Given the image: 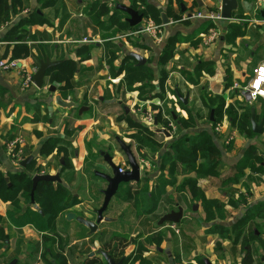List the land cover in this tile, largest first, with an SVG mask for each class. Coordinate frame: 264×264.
<instances>
[{
  "label": "crops",
  "instance_id": "obj_1",
  "mask_svg": "<svg viewBox=\"0 0 264 264\" xmlns=\"http://www.w3.org/2000/svg\"><path fill=\"white\" fill-rule=\"evenodd\" d=\"M95 1H93V5ZM177 1L178 0H145L146 4L157 9L161 17L165 15L168 19V24L166 25L163 23V18L161 24H157L152 18H144L142 22V24H145L147 21H153L156 25H164L165 40L163 43H157L149 34H138L137 31H139L142 24L136 27V37H134L136 38V43H134V45H132L131 42L129 43L126 38L117 39L118 37H114V39L110 41L105 40L104 37H101L98 33L96 29L97 26H94L92 17L89 14L93 6L91 5V8L87 10L88 4L91 3L89 0H22V6H16L15 13L13 12L10 14V20H2L0 22V60H18L22 66L30 69L32 72L33 69L39 67L40 62L45 61L46 58H50L52 61H62L63 63L68 60L74 61L77 68L71 82L73 89L68 92L70 93L68 98L63 99L65 101H74L80 107L88 108V111L83 112V114H79L78 110H65L59 108L55 102L53 103L52 101L56 96H61L59 92L56 91L52 94L49 92V88V93L45 90L46 80L47 85L49 87L51 86L48 83V76L45 77V86L42 89L30 87L29 89L24 90L21 86L22 75L20 71L5 72L0 70V89L6 90L3 100L0 97V101L3 103V105H0V171L4 174L5 179L6 177L8 178L9 174L17 173H25L29 177H32L33 168H40L42 171L41 173L50 175L60 173L63 183H53L54 185H62L69 191H72L71 188L79 184L78 192L73 194V196L78 199L77 204L69 210L75 209L79 206L83 207L87 200H92L91 183L88 175L83 172L87 157L90 155L86 136L92 129L93 125L97 126L101 115L103 116V108H109L116 112L118 107L121 106L124 112L123 118L125 122L126 120H131L148 126L150 129L152 128V126L147 124L146 114L148 112H154L156 115L155 118L157 119L158 112H156L152 106L160 105L161 100L158 97H154L152 100L148 101H140L138 98L139 91L127 92L122 88L123 98L121 97L120 99H117L110 97L106 99L104 97V94L107 93V84L112 83V86L118 85L123 81L126 75V72L123 70L117 76H111V70L108 64L110 48L108 42L119 48V51L117 52L118 58L114 62L116 71L124 66L125 58L129 56L130 53H136L146 60V64L140 67H145L146 69L151 70L153 76L151 83L153 82L154 87H156L154 94H158L161 93V86L155 78L154 71H156V69L158 70L157 65L159 66V69L161 68L159 57L169 39L175 38L178 40L173 58L167 63L166 67H164L165 69L170 64L178 61V54L182 56L181 59L184 63L181 65L182 67L179 73L173 71L170 76L169 70V77L175 85V88H172V93H167V100L175 102L173 103V108L179 112L177 113L174 110L171 115L169 114L175 121L176 125H179L178 133L182 131L183 135L188 134L194 136L207 132L212 138L216 132L224 133L226 130V122L217 124L216 113L220 110H224L223 116H225V111L229 106L234 107L239 113H242L243 109L248 108V111L251 112V116L252 111H254L255 117L261 119L259 123L264 124V99H252L247 97V94L242 91V88L246 87L252 79L254 69L258 65L264 64L263 1L238 0V10L234 12L232 19H221L215 23L202 22L200 20L184 21L183 17L190 12H217L221 8V3L219 1L200 0L203 6L199 7L196 0H184L186 2V6L184 5L186 7V12L182 11V7H180L179 12L174 9ZM4 2L11 3L12 0H5ZM170 2L173 3L171 7ZM168 11L177 12L179 16L177 18L178 20H175V17H170ZM237 15H239L240 18H237ZM22 20L29 21V23H26L22 27L26 36L21 42L28 45L31 54L26 58L13 59L12 56L17 42L7 41L5 37L8 30ZM175 21L177 22L175 23ZM243 23L244 25L246 24L245 36L233 38L230 35V25H241ZM186 24L189 25L187 26ZM204 24H208L209 28L207 27L208 29L204 32L196 33V31ZM211 31H218L219 36L215 41L206 45L205 42ZM181 38L184 40L190 38L191 40L180 41ZM152 56L155 57L154 61L156 62L157 68L150 65L149 59ZM209 65L212 67L211 74L204 71V68ZM196 71H198V79L193 83L191 81L192 79H187L186 75L188 73L193 74ZM182 72L184 75L181 74ZM185 72L187 74H185ZM114 79H118L119 82L113 83L112 80ZM154 79L156 82H154ZM168 80L166 81L168 82ZM166 81L163 88L169 86ZM138 86L140 87L142 85ZM110 87L111 86H109V88ZM124 92L126 94H124ZM177 92H179L183 98L186 96L189 97L188 104L185 105L178 99ZM128 94L129 96L131 95V102L129 104V101H124L126 98H129V96H127ZM206 95H208V97H206ZM95 101H99L98 109L95 106ZM37 104H41L42 107L47 105L48 107L45 109H47L48 114L51 117L52 115L55 116L57 108L64 111V114L58 113L56 115L60 117L62 124V126L60 124L61 128L60 126L58 127V132L56 131L57 127H53V120L51 119L49 123H32L30 121L34 109L38 107ZM178 105L181 106V109ZM126 109H129L128 113H126ZM208 113H210V124H208V126L202 125V127L197 126V128L195 127L191 132L190 130L184 131L185 128H183L182 124L177 121L178 117L187 118L189 114L192 116L199 114V116L202 117L204 114ZM43 114H45V112H43ZM87 116L88 118H86ZM161 118L162 122L157 119V127L159 129H166L171 134V137H166L162 133L158 134L165 140L175 138L173 137L175 133H172L167 126L162 124L164 122L168 123L167 119L169 116L163 113L161 114ZM232 122H234L233 119L230 120L231 124ZM68 124H70V126ZM198 124L199 123H197V125ZM216 124L220 127L219 132L217 131L218 127H215ZM211 126L212 128H210ZM237 129L238 124L234 128V135L238 133ZM252 135L248 136L245 133L243 134L246 143L249 144L245 150L238 149L239 147H237L232 155H230V152H228L229 154L227 155L222 154V166L220 169V176L218 177L209 176L197 179L194 172L185 173L182 167L178 173L176 172L175 175L171 176L169 174V166H167L166 178L173 181V185L165 187L166 194H168L169 198L174 201L173 203L175 206L181 207L182 209L184 206L188 205L187 203H189L191 208H193L194 213H197L194 210V207L200 205L202 224H205V226L207 225L204 227L205 230L210 231L215 225L231 228L246 213L247 208L238 203L240 197L236 198L234 194L226 191L228 185L238 186L241 184L240 187L242 189L245 187L246 193L244 194L245 196L247 195L248 202L245 201L250 207H254L257 204L264 202V162L262 163L263 169L261 172L253 173L250 169H247L242 178L235 181V176L238 174V162L250 147H255L259 150L260 155L264 157V128L261 134L256 136ZM238 141L237 138V144ZM50 145L54 147L48 152V146ZM65 151L66 153L74 155L72 165L68 167L61 164L63 157L59 158V152ZM14 152L20 153L22 159L21 163H18L12 158L11 154H14ZM29 157L34 158L32 161L34 162L33 165L30 164L26 168L22 167V164ZM56 159H58L59 164L63 168L61 172L55 170ZM127 169L128 168H124V170ZM35 175H37V173H35ZM66 178H69L70 180L67 182ZM180 178L183 180L187 179V181L197 180V186L207 199L217 200L223 203L226 211L225 219L211 222L206 221V215L202 204L191 205L190 201L192 200V194L186 186L187 181L182 185L179 183ZM157 182L158 181L155 182L154 187ZM180 186H182V189H180ZM209 186H212V188H209ZM81 188L83 190H81ZM244 194L241 193V195ZM9 207V203L0 200V231L6 237L5 239H2V237L0 238V264H11L15 260L17 261L16 264H46V261L41 257L43 246L46 245L43 241V234L38 233L31 226L22 229L13 227L6 218V212ZM169 212L171 211H165L164 214ZM68 214L69 213H67V215ZM67 215L65 214V219L67 218ZM114 220L116 223V219ZM223 221L228 223V225H225L226 223ZM66 222L72 223L76 221L66 220ZM257 223V225L261 226L264 231V221H258ZM100 227L101 225L97 231L98 234L102 231ZM60 228L61 227H59V229ZM161 228H159L160 230L156 233L162 234L163 241L160 246H152V249L157 252L156 257L153 258L155 261L165 256L172 262L171 264H173V260L175 259L174 252L165 248L166 251L163 256L164 247H162V245L172 246L175 243V239L166 238L165 235H163V231H161L163 229ZM257 230V228H254L256 236H259L264 243L262 232L258 230L260 232L259 235ZM26 232L31 234L32 238H34L32 241L23 236ZM97 233L92 236H89L88 234L83 240L88 241L93 238V236H97ZM125 234L129 233L125 232ZM110 235L98 241L99 247L95 246L97 240L94 241V247L101 251L103 246L109 242ZM216 235L212 234L210 236ZM46 236L49 237L50 234H47ZM224 240L231 244V246L239 245L238 243L234 244L231 240ZM75 243L76 242H73L71 244L70 242L68 245L71 247V245ZM227 243L226 246H228ZM33 245H35L34 248L36 247V249L33 251L34 248H32L30 251L29 249ZM260 245L259 242L253 244L254 252L256 250L259 253L258 248ZM240 248H242L241 243ZM128 250L129 248L125 251L126 257L130 256ZM225 250L226 249L224 248V254L226 253ZM146 253H144L142 257L144 259H149L148 256L150 254L149 252ZM176 254L178 258L180 257L184 260L182 264H199L198 261L202 260L204 262L205 259L213 264L212 257L205 256L203 253H201L202 255H197V253L191 255L195 261L191 259L188 261L189 263L185 262L188 259H184V252ZM254 257L253 264H255ZM197 259L199 260L196 262ZM223 259H225V255L223 256ZM260 262L264 264V257H260ZM136 264L140 263L136 262ZM220 264L227 263L224 260Z\"/></svg>",
  "mask_w": 264,
  "mask_h": 264
},
{
  "label": "rangeland",
  "instance_id": "obj_2",
  "mask_svg": "<svg viewBox=\"0 0 264 264\" xmlns=\"http://www.w3.org/2000/svg\"><path fill=\"white\" fill-rule=\"evenodd\" d=\"M89 1H91L92 4L91 3L88 4L87 10L91 8V5L93 6V1L95 0H89ZM110 1L111 2H109L108 0H96V3H95L96 11L97 12L99 11V8H100L99 6L106 5L110 9V11L113 13L115 11L117 4H123L126 6H132L140 14H142L141 11L143 10H145L146 12L149 11L150 13H152L151 9L143 8V5H140L139 1L137 0H110ZM172 4L173 3L170 2V7L172 6ZM181 4H184L186 6V2L184 0L182 1L178 0L175 3L174 9H176L179 12ZM168 14L170 17L172 18L175 17L174 19L178 20L177 18L179 16L177 12L168 11ZM116 17L120 19L128 18V16L125 13L123 15L117 14ZM237 18H240V16L237 15ZM92 22L95 26L96 21L94 20ZM176 22L177 21H175V23ZM110 23H111L110 19L105 16L102 28L100 27L97 28L95 26L101 37L105 38L106 36H111V34L116 33L115 38L117 37H118L117 39L126 38L127 41H129V43L131 42L132 45L136 43V38H134L136 37V27L134 30H129L128 28H121L118 30V28L116 27L111 28L110 31L103 30V28L109 26ZM241 25H244V23ZM181 58L182 56L178 54V59H177L178 61L174 62L173 64H170L165 69L163 67L159 69V66L157 65L158 70L156 69V71H154L157 82L161 83L160 76L163 77L165 75L166 80H168L169 78L168 82L166 81V83L169 84V86L165 88H161V93L156 92L158 94H154V91H156V87H154L153 82L149 83V77L151 75L148 70L141 71L138 74L131 73L130 70L128 71L126 70L125 78L123 79L121 83H119L118 85H114V86H112L113 85L112 83L107 84V90H106L107 93L104 94V97L106 99L110 97L120 99L121 97L123 98V93H122L121 88L127 92H131V91H136L137 87L139 88L138 85H142L140 86V92L138 96L139 100L141 101V99H144V98L152 100L155 95H158V98L161 100V103L158 106L157 105L152 106V108H154V110L156 109L155 110L156 112L160 111L161 114L164 113L168 115L169 118H171L170 115L172 111L175 110L177 113L179 112L175 108H173L174 106L173 103L175 102L167 100V93L168 92L172 93L173 92L172 88H175V85L173 84V82L171 81L169 77V70H170V76L173 73V71L179 73L182 67L181 65H183L184 63ZM154 60H155V57L153 56L149 59L150 65L156 67V62ZM130 65L132 64L130 63ZM204 71L209 72L211 74L212 67L210 65L206 66L204 68ZM113 72L114 71H111V76L114 75ZM167 74H168V77H167ZM181 74H183V72ZM185 74L187 73L185 72ZM186 76H187V79H192L191 81L195 83L196 80L198 79V71L194 72L193 74L188 73ZM141 78H143L141 83H136V82H139ZM154 82H156L155 79H154ZM109 86L111 87L109 88ZM48 88L49 86L47 85V80H46V88H45L46 92H48ZM124 94L126 93L124 92ZM127 96H129V94ZM206 97H208V95H206ZM130 99H131V95L129 96L128 99L126 98V100L124 101L125 102L129 101L128 102L129 104L131 102ZM52 101L54 103V99ZM95 106L97 107V109L99 108V101H95ZM38 107H41L43 110L48 106L44 105L43 106L44 108H43L41 104H39ZM179 108L181 109V106H179ZM248 110H249L248 108H245L243 109L242 113H239L235 110L234 107L229 106L228 109H226L225 111V116H223L224 110L223 111L220 110L218 113H216V123L217 124L226 122V130L224 131V133L216 132L212 138L214 145L218 147V149L221 152L220 158L222 154H226V155L229 154L228 152H230V155H232L234 150L237 149V147H239L238 149L245 150L249 146V144L246 143L244 139L245 136H243L244 133H242L241 131L239 122L234 121L232 122V124L230 123V120L231 119L234 120V117H237V119H240L241 117L246 116ZM56 111L57 112L55 116L52 115L51 117L49 115V119L53 120V127L54 128L57 127L56 131L58 132L59 131L58 127L61 124V119L59 116H56V115L58 113L64 114V111L58 108ZM102 113H103V116L101 115L97 126L93 125L92 129L88 132V135L86 136V142L88 143V146H89L88 148L90 150V153H89L90 155L87 157L85 166L83 168V172L88 175V178L91 183L92 200H87L83 207L79 206L75 209H71L72 211L71 210L67 211L66 213H74L76 214V216L83 217L86 220L96 222L97 220L96 211L101 209L103 205L104 195L102 194V191H104L107 188V183L103 181L102 179L93 175V173L94 171H100L103 173H111L110 168L105 164V162L101 158L100 152L101 151L108 152L112 156L116 165H120L123 168L129 167L125 155L121 152L116 142L117 137L122 139L126 144L131 145L132 151L141 167V181L138 183L139 188L141 191L146 189L147 193L152 192V195L150 197L148 195L147 198L149 197V203H152V201H155L157 204V208L152 213L151 212L148 213V209H146L145 213H143V216H140V217L137 216L135 204L133 202L134 199H132L131 197L133 193L136 192V184L134 183V184L127 185V186H121L117 195L111 200V203L108 209L104 213V217L116 219V223L115 222L114 223H105V222L101 223L100 228L102 231H100L99 234L97 233V236H93V238H91L88 241L83 240L86 238V235L89 234L88 228L79 224L78 222L67 223L66 222L67 218L65 219V214H59L57 218L51 223L52 228L54 229L55 232L51 234L48 237V239H50L49 242H51L52 244L56 242L63 246L65 256L68 258L69 264H83L85 260L88 258V255H90L91 253H95L97 255L99 253V249H96L94 247V241L96 240L99 241L102 238L108 237L114 231L129 233L131 237L133 238L132 244L128 250V253L130 254V256H128L129 261L126 262L125 264H136V258H139L140 255L143 256L144 253L146 252L147 253L149 252L150 255L148 256V258L150 260L144 259V264H162V263L171 264L172 262L167 257L164 256L165 251H166L165 248L174 252L175 259L173 260V264H182V262H184L182 258L180 257L178 258L176 253H179V252H184L185 254L184 259H188L187 261H185L186 263L190 261L191 259H193L191 255L195 253H197V255H202L201 253H203V255L205 256L212 257L213 264H220L224 260L227 264H242V258L244 256V251H243V248H240V243H238L239 245L231 246V244L227 243L219 235H216L218 233L217 231H215L214 227L211 228L210 231L204 229V227H206L207 225L205 226V224H202V216H201L202 212H201L200 205L197 206V210H196L197 213L193 212V208H191L189 203H187L188 205L184 207L182 206L184 210V216L179 224L174 225V228L171 227L172 224L170 223H166L162 225L161 227L163 228L157 226L158 221L165 215L164 214L165 211H172V210L178 211V206H175V204L173 203L174 201L171 198H169L168 194H166V191L164 190V187L162 185L163 182L159 181L160 186L154 187V185H155V182L159 180V177H162L161 174L165 176L167 175L166 169L163 170L160 167L162 163V159H163L162 157L164 153H166L168 147L171 145V142L183 136L182 131L178 133L179 125L178 126L176 125L177 132H175V134L173 135V137L175 138H171V140L170 139L165 140L163 138H159L158 141L160 143L155 142L154 148L158 152L156 153V156L153 157L151 155H147L146 152H143L144 148L142 146H139V144L137 143L139 139H145L147 137L142 133V130L140 127L139 128L134 127L132 124H130L128 120H126L125 122L123 118L124 112L121 106L118 107L116 112H114V110L109 109V108H103ZM86 118H88V116ZM260 120L261 119H259L258 117L257 118L255 117V121L257 124H259ZM177 121L182 124L183 128H185L184 131L190 130L191 132L195 127L197 128V126H201V127L202 125L208 126V124H210V113L204 114L202 117H200L199 114L198 115L195 114L194 116L189 114L187 118L178 117ZM197 123L199 124L197 125ZM217 124L215 127H218ZM237 124H238V129H237L238 133L234 135L233 131ZM68 125L70 126V124ZM210 128H212V126ZM253 135L256 136L259 134H255L253 132ZM237 138L239 140L238 144H237ZM158 147L160 148L158 149ZM250 148L254 149L255 147H250ZM138 149H142L143 155L139 153L140 151ZM228 149H230V151H228ZM61 157H63L62 159L64 161L65 166L68 167L72 165V161L74 160L73 154L66 153V151L59 152V158ZM147 159H149L148 162L145 161ZM263 161H264V157H263ZM240 163L241 162L239 160L238 165H237V171L239 170ZM258 164L259 162L255 161V164L253 166L254 168H252L251 170L255 169ZM180 168L181 166L178 167L177 171H179ZM62 169L63 168L59 164L58 159H56L55 170L61 172ZM41 172L42 171L40 168L37 170L33 168L32 177H34L35 173H37L38 175L46 174V173H41ZM69 180L70 179L68 178L67 182ZM186 181L187 179H184V180L182 178L179 179V183H181L182 185L185 184ZM129 186H131L132 189H129ZM240 186L241 184L238 186L228 185L226 191L234 194L236 198H239V197L241 198L242 196L243 199L247 201V195L245 196L244 194L246 193V188L243 187L242 189ZM85 187H86V183H85ZM180 187H181L180 189H182V186ZM209 188H212V186H209ZM71 189L72 191H69L68 189L66 190L69 191L72 195L75 194L79 190V184L74 186ZM241 193H243L244 195H241ZM21 195L22 194H19L18 197L20 198ZM20 202H21V206L24 207L28 201L25 200L24 202L23 200L22 201L20 200ZM215 221H220V220L216 219ZM225 225H228V223H226ZM59 227H61L60 228L61 230L59 229ZM159 228L163 229L161 231H163L162 233L163 235H165L166 238L168 239L174 238L175 243L172 246L162 245V247H164V254H163L164 257H161L159 258V260L154 261V258L156 257L157 252L154 249H152V246H154L155 243H157L158 241L155 239H157L158 237V234H156V232L160 230ZM254 228H257L259 231L262 232V237L264 240V231L262 230L261 226L257 225ZM258 230L257 232L260 235V232ZM212 234L216 235L217 237L210 236ZM224 234H226V232H223V235ZM23 236L27 237L28 239H31V241L34 239L32 238L31 234H29L28 232L23 234ZM1 237L2 239L6 238L3 234L1 235ZM49 242L43 246V253L41 257L43 258L44 261H46V264H56L57 261L55 259V255L57 254V247L55 245H52ZM70 242L71 244L73 242H76V243L71 245V247H69L68 243ZM226 243L228 246H226ZM34 246L35 245L31 246L29 250L31 251L32 248H34ZM260 246L258 248L259 253L256 250L255 252L253 251V256H255L254 257L255 264H262L260 262V257H264V247L262 246L260 247ZM224 248L226 249L225 252L227 254L226 253L224 254V251H223ZM35 249L36 247L34 248L33 251H35ZM186 254L188 255V258ZM222 255L223 256L225 255V259H223ZM198 260L199 259H197L196 262ZM193 261L195 260L193 259ZM193 264H196V263H193Z\"/></svg>",
  "mask_w": 264,
  "mask_h": 264
},
{
  "label": "trees",
  "instance_id": "obj_3",
  "mask_svg": "<svg viewBox=\"0 0 264 264\" xmlns=\"http://www.w3.org/2000/svg\"><path fill=\"white\" fill-rule=\"evenodd\" d=\"M4 1L5 0H0V22L2 20L9 21L10 14L13 12L15 13L16 6H22V0H12L11 3ZM108 1L111 2L110 0ZM139 1L143 4V8L151 9L152 12H146L145 10L141 11L144 18H152L157 24H161L162 17L160 16V13L157 11V9L151 5L146 4L145 0ZM95 3L91 8L89 14L92 17V20L96 21L95 25L97 27L102 28L104 23V17L106 16L110 19L111 23L109 26L103 28V30L105 31H110L113 27L118 28V30L121 28H128L129 30L135 29L130 27L126 19H120L116 17L117 14H124L121 11L115 8V11L112 13L106 5H102L99 6L100 8L97 12L95 9ZM26 23H29V21H20L18 24L12 26L6 34L5 38L7 41L17 42L12 56L13 59L26 58L31 54V50L28 45L26 43L21 42L26 36L25 31L22 29V27ZM207 27L209 28V25L204 24L196 31V33L206 31V29H208ZM229 28L230 35L233 38L243 37L246 34V24H231ZM115 35L116 33H113L111 34V36H106L104 39L110 41L114 39ZM181 40L183 41L184 39L181 38L180 41ZM190 40V38H187L184 41ZM177 42L178 40L175 38L169 39L166 42V45L159 57L160 67H166L167 63L173 58ZM108 45H110L108 64L110 70L114 71V77L120 74L123 70L125 72L126 70H130L131 73L136 74L141 71L148 70L151 75L149 77V83H151L153 79L151 70L146 69L145 67H138L136 60L132 59L129 56L125 58L124 66L120 69H117L116 71V68L114 67V62L118 58L117 52L119 51V48L118 46L109 42ZM130 63L132 65H130ZM76 68V63L74 61L68 60L63 64L48 70L46 73V76H48L49 78L48 83L50 85H55L57 87L56 91L59 92V94L64 99L68 98L70 94L68 92L73 89L71 82L76 72ZM142 80L143 78H141L140 81L136 83H141ZM165 81L166 76H161V88H163ZM136 90L140 92V87ZM5 94L6 90L0 89V97L2 100ZM154 97H158V95H155ZM141 100L148 101L150 99L144 98ZM0 105H3L1 101ZM43 112H45V114H43ZM157 119L162 122L160 111H158L157 113ZM30 121L32 123H49L50 119L47 109L42 110L41 107H36L34 109V113ZM234 121L239 122L242 133H245L246 135L253 134L250 111H247V115L241 117L240 119L234 117ZM129 122L134 127H140L142 133L147 137L145 139H139V141L137 142L139 146H142L144 148L145 151L143 150V152H146L147 155L155 157L158 151L154 148V144L155 142L160 143L158 139L161 138V136L158 133L152 131L148 126L142 125L138 122H134L131 120H129ZM162 124L168 127V123L164 122ZM53 147L54 146L52 145L48 146V152H50ZM159 148L160 147H158V149ZM138 150L140 151L139 153L143 155L142 149ZM228 151H230V149H228ZM220 155V150L214 145L211 135L207 132H203L199 135L194 136L187 134L179 137L177 140L171 143V145L168 147V151H166V153H164L162 157L163 159L160 167L164 170L167 169V166H169V174L171 176L175 175L176 172L178 173L177 169L179 166H181L184 169L185 173H196L197 179L200 177L209 176L218 177L220 176V167L222 164ZM148 160L149 159L145 161L148 162ZM255 161L259 162V164L255 169L251 170L252 168H254L253 166L255 164ZM240 162L241 163L239 166L238 174L235 177V181L240 180L244 174L243 172H245V170L247 169H250L253 172H261L263 169V156L259 154V151L256 148H250L249 150H247ZM33 163L34 162H32L31 164L33 165ZM161 175L162 177H159V180L155 187L160 186L159 181L163 182L162 185L164 187V190L166 186L173 185V181L168 180L165 175ZM8 179L9 181H6L4 174L0 171V200L10 204L9 209L6 212V218L8 222L17 229H22L27 226H31L38 233L43 234V241L45 243L49 242L50 239H48L46 235H51L55 232L52 228L51 223L57 218L59 214H67V210L77 204V199L62 185H54L53 183H39L34 195V205H32V177H29L25 173H17L9 174ZM135 184L136 192L133 193L131 197L132 199H134L133 202L136 208V215L139 217L143 216V213H145L146 209H148V213L154 212V210L157 208L156 202L152 201V203H149V197L152 195V192L147 193L146 189L141 191L139 188V184ZM186 186L192 194V200L190 201L191 205L199 203L202 204L204 212L206 214V221L211 222L215 221L216 219H225L226 211L224 204L217 200L207 199L206 196L197 186V180L187 181ZM129 189H132V187L129 186ZM19 194H22L20 198L18 197ZM148 195L149 197L147 198ZM20 200H23L24 202L26 200L28 202L24 207H22ZM238 203L247 208V211L243 215V217L231 228L221 227L219 225H215L214 228L222 239L231 240L234 244L241 243L244 251L242 264H253V244L259 242L262 247H264L261 238L259 236H256V233L253 229L257 226L258 221H264V202H261L254 207H250L248 206V203L245 201V199L241 197L238 200ZM40 211L43 212V215L40 213ZM223 232H226V234L223 235ZM1 235L2 232L0 231V238ZM132 240L133 238L129 234L113 232L110 235L109 242H107L103 246L102 251L110 255L115 262H119L122 258H125V264L129 261V258L125 256V251L131 246ZM155 240H158L155 245L160 246L161 242L163 241L162 234H158V237ZM54 244L57 246V254L55 255V259L57 261L56 264H69L68 258L65 256L63 246L56 242ZM136 262L144 264V258L140 255L139 258H136ZM83 264L107 263L103 259V257L94 256L93 258H87ZM199 264H204V262L201 260Z\"/></svg>",
  "mask_w": 264,
  "mask_h": 264
},
{
  "label": "water",
  "instance_id": "obj_4",
  "mask_svg": "<svg viewBox=\"0 0 264 264\" xmlns=\"http://www.w3.org/2000/svg\"><path fill=\"white\" fill-rule=\"evenodd\" d=\"M199 7H202L203 4L200 0H196ZM221 3V18L223 20H231L233 17L234 12L238 10V0H217ZM264 3V0H262ZM182 11L186 12V7L184 4H181ZM116 9L125 13L128 18L126 19L127 23L130 25V27L135 28L142 24L144 16L143 14H140L138 11H136L132 6H126L123 4H117ZM164 25L168 24V19L165 15L162 16ZM132 59L136 60L138 62V66H143L146 64V60L141 57L140 55L136 53H130L129 55ZM62 61H52L50 58H46L45 61H41L39 67L33 69V83L34 86L38 89H42L45 86V77L48 70L55 68L59 65H61ZM57 87L55 85H51L49 87L50 93H55ZM178 99L183 104H188V96L183 98L179 92H177ZM55 104L65 110H78L79 114H83V112L88 111V108L86 107H80L76 102L74 101H65L61 96H56L54 99ZM129 112V109H126V113ZM252 129L255 134H261L264 128L263 123L257 124L255 121V114L254 111H252ZM157 123V119L154 120V126H152V130L157 133H162L166 137H171V134L166 129H159ZM116 142L121 150V152L125 155L127 162H128V170H125L124 172H121V166L116 165L112 156L105 151L100 152V156L105 162V164L110 168L111 173H103L100 171H94V175L103 181L107 183V188L102 191V194L104 195V201L101 209L96 211L97 214V220L96 222L89 221L84 219L83 217L76 216L74 213H69L67 215L68 221H76L79 224L85 226L89 229V236H92L97 233L99 226L101 223H111L114 222V219L104 217L105 211L108 209L111 200L117 195L119 189L121 186L139 183L141 181V167L138 163L133 151L131 145L126 144L122 139L116 138ZM34 160L33 157H29L26 159V161L22 164V167L26 168L28 165L32 163ZM61 164L64 165L63 160L61 161ZM6 181H8V178L6 177ZM33 181V187L31 191V204L34 205V195L37 190V187L39 183H57L62 184L61 174L58 173L56 175H35L32 178ZM194 210H197V207H194ZM40 213L43 215V212L40 211ZM184 216V210L181 207H178V211H171L169 213H166L157 223L158 227H161L162 225L166 223H170L172 225H177L180 223ZM95 246L99 247V242H95ZM101 257L106 261L107 264H124L125 258H122L119 262H115L112 257L108 254H106L104 251H99ZM96 254L91 253L89 255V258H93ZM17 261H13L11 264H16ZM204 264H211L209 260L205 259Z\"/></svg>",
  "mask_w": 264,
  "mask_h": 264
},
{
  "label": "built area",
  "instance_id": "obj_5",
  "mask_svg": "<svg viewBox=\"0 0 264 264\" xmlns=\"http://www.w3.org/2000/svg\"><path fill=\"white\" fill-rule=\"evenodd\" d=\"M221 18V8L217 12L208 11V12H194V13H188L185 14L183 17L184 21H190V20H200L202 22H217L220 21ZM138 34H149L157 43H163L165 40V30L164 25H156L153 21H147L145 24H142ZM132 35V34H130ZM219 36L218 31H211L210 35L207 37V40L205 44H209L213 41H215ZM0 70L5 72H11V71H20L22 75V88L24 90L29 89L30 87H35L33 83V72L22 66L18 60H10V61H2L0 60ZM113 83L119 82L118 79L112 80ZM242 91H244L247 94V97L250 98H262L264 99V64L258 65L254 71H253V77L248 83L246 87L242 88ZM155 113L154 112H148L146 114V121L149 126H153L154 120H155ZM168 129L175 133L177 130V126L175 124V121L172 118H168ZM217 131H220V127L217 128ZM12 158L16 160L18 163L22 162V159L20 157V153L14 152L12 153ZM121 172H124V168L121 166ZM174 228V225L171 226Z\"/></svg>",
  "mask_w": 264,
  "mask_h": 264
},
{
  "label": "flooded vegetation",
  "instance_id": "obj_6",
  "mask_svg": "<svg viewBox=\"0 0 264 264\" xmlns=\"http://www.w3.org/2000/svg\"><path fill=\"white\" fill-rule=\"evenodd\" d=\"M95 256H100V254H97V255H95Z\"/></svg>",
  "mask_w": 264,
  "mask_h": 264
}]
</instances>
